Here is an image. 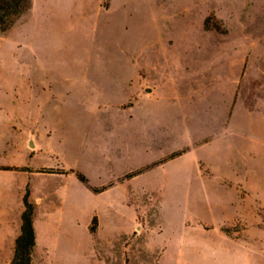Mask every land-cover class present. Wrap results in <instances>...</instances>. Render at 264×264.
<instances>
[{
	"label": "rangeland",
	"instance_id": "374dc122",
	"mask_svg": "<svg viewBox=\"0 0 264 264\" xmlns=\"http://www.w3.org/2000/svg\"><path fill=\"white\" fill-rule=\"evenodd\" d=\"M26 189L32 264H264V0H32L0 32V264Z\"/></svg>",
	"mask_w": 264,
	"mask_h": 264
},
{
	"label": "trees",
	"instance_id": "16d2710c",
	"mask_svg": "<svg viewBox=\"0 0 264 264\" xmlns=\"http://www.w3.org/2000/svg\"><path fill=\"white\" fill-rule=\"evenodd\" d=\"M31 8L32 0H0V32L6 31ZM77 179L88 186V180L83 174L77 173ZM28 196L29 192L26 189L23 196L24 211L21 214L20 233L15 239L13 255L9 264H32L31 254L35 246V231L32 221L34 210ZM95 229L96 217L92 219L89 231L93 233Z\"/></svg>",
	"mask_w": 264,
	"mask_h": 264
},
{
	"label": "crops",
	"instance_id": "0c3cea01",
	"mask_svg": "<svg viewBox=\"0 0 264 264\" xmlns=\"http://www.w3.org/2000/svg\"><path fill=\"white\" fill-rule=\"evenodd\" d=\"M134 176H135V175H134ZM134 176H132V177H130L128 180H126V182H125L124 184H120V187H123V186H125V185H128V186L130 187L129 184H130V182H131V180H132V178H133ZM129 189H132V188L130 187ZM126 198H128V197L126 196ZM132 215H133L134 219H136V218H137V211L133 210Z\"/></svg>",
	"mask_w": 264,
	"mask_h": 264
}]
</instances>
